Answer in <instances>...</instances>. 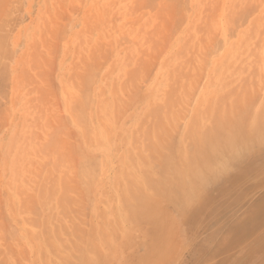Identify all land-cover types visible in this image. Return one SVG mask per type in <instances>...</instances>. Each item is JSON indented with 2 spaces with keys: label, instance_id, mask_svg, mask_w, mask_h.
Listing matches in <instances>:
<instances>
[{
  "label": "rangeland",
  "instance_id": "374dc122",
  "mask_svg": "<svg viewBox=\"0 0 264 264\" xmlns=\"http://www.w3.org/2000/svg\"><path fill=\"white\" fill-rule=\"evenodd\" d=\"M178 2L180 5L177 4ZM178 2L173 0H0V34L3 36L0 39V41L2 40L0 44L4 43V48L2 45L0 46L1 50L4 51H2L3 53H0V67L2 68H0V83L5 80V83H1V85L3 84L2 86L0 85V92L2 91V93H0V109L2 110H0V229H2V233L0 231V237L3 233L6 235L7 233H11L10 236L12 235L13 240L12 242L9 241L7 244V242H5L7 240L4 239L5 241L1 242L3 239L0 238V244L5 242V246L2 245L4 247L8 245L10 246L11 244V247L8 246L9 250L16 248L15 251L17 250L16 253L19 254L20 252L18 253V248H20L19 251L21 250L22 253L17 255L18 257H10V251L6 250V252H9L6 254L4 251L5 248L1 246L2 248L0 250H2V253L0 254V264L1 261L2 264H35V261L36 264H52L50 260L51 258L53 259L52 261L56 259V262L54 261L55 263L53 262V264H58L59 259L57 260V258H59L58 256L62 254L64 249L72 246L71 249H67L68 251L70 250L69 252L71 253V251L74 252L76 247L80 248V245H83L82 241H84L87 234L86 228L89 227L91 223L90 221L94 219L95 216L96 219H94L91 224H96L94 222L97 221L96 212L99 210L103 212L105 206H108L104 210L103 215H105V218H112L115 216V220L119 221L121 219V221L118 222L119 226L123 229V231L126 230L127 224H125L126 220L122 210L123 204H120L121 201L119 202L120 199H118L120 197H118L119 193L116 192V180H114V183L112 184L113 175L116 172V166H118L119 170L120 167H124L126 164V154H128L129 145H131V135L135 134L136 125L144 121L145 118H143V115L146 117V114L144 113H147L148 108L152 104L163 103L164 96L168 92H171V95L173 94L172 99L173 102H175L174 106L170 108V112H173L174 116H176V110L178 109L180 111H177V113L180 112V117L178 118V114L177 118H175L176 120H174L173 114H170L167 118L162 120V125L169 128V130L163 128L162 126L161 128L164 130L166 129L167 132H165L170 134L169 131L173 130L174 127L175 132L171 131V133L176 134H171L172 136H163L164 133L162 134L159 131L157 133L158 135L162 134L161 140H164L166 144L171 145L170 143H175L172 145L174 147L180 143V138L182 137L189 120L196 116L194 109L198 107L200 102L199 100L203 98V94L205 100L209 96H215L209 97V100H212V102H210L211 107L215 108V106L218 107V105H220H217V102L219 103L222 99H220L218 95L221 94L222 97V93L224 91V94L227 95V89L233 90L236 87V94L231 92L233 93L232 97L230 95H227L228 97L223 95V98H228H226L227 103L229 101H231V103L232 101L234 102L235 99H237L235 97L240 98L239 96L241 94V97L246 99V101L249 100L248 102H252H246L248 104L246 107L250 105L249 110H251V112L257 113L259 112V109L261 112V109L264 108V95H261L263 92H259L262 90L261 88H263L262 91H264V76H260V81L263 77L261 82H259V76H257L258 73L261 74L264 72V59H262L264 57V47H262L264 43V33L261 32V29L262 31L264 30V0H179ZM183 2H185V4ZM232 3L236 4L237 7L235 6V8ZM239 4L242 5L241 8L244 5L253 7L254 4V13L252 12V8L248 6L247 9L243 7L246 11L238 8L240 6ZM175 7L178 8L176 9ZM230 8H232L233 11L234 8H238V11H235L236 14L237 12H242L245 15L247 14L246 18L243 15L244 19L242 16V18H240L241 20H238L239 18L236 19L235 17H232V20H237L238 24L240 23L239 21H241V25L239 24V27L238 25H235L236 29H233V21L231 24L227 23L230 18L227 16ZM260 12L262 13L260 14ZM235 24H237V22ZM227 25L230 27V30H233L230 31L227 28ZM260 32L263 36H260L262 35ZM257 33H260L258 35L259 40L260 37H262L261 39L263 40L262 44H260L261 40L260 42L257 40L261 48L260 46L255 47L253 43H258L255 41L256 38H258ZM249 48L254 50V59L247 54L251 50ZM255 52H259L260 55L257 53V56L255 57ZM240 54H242V57ZM226 55H229L228 58L222 59ZM260 56L262 58H260ZM258 57L261 59H258L260 62L254 61L255 58ZM240 59H243V61ZM219 60H226L227 64L224 66H226L227 69H231V72L235 69L233 70L235 72L230 74L231 77H229V74H223L222 77L220 72H218V70L220 71V67L223 63H225V61L221 63L222 61L220 62ZM229 62L231 64H229ZM249 62L252 63L250 64ZM254 62H256V65H254ZM257 63L259 65H257ZM216 65H218L217 68L214 67ZM259 66L261 68H259V70L262 72L255 69H258ZM240 69L242 70L240 71ZM252 69L255 70V73L252 72ZM87 75H89L90 78ZM84 76L87 77L85 78ZM169 76H172L171 80ZM245 76L246 78L248 77L247 79L245 78V83L247 82L248 85H244L245 87H242L243 83L241 81H244V79H241V77L244 78ZM219 77L222 81L219 80ZM224 77H226L225 80ZM83 79H89V81L87 80L89 83L85 84L86 81ZM232 79L235 80H233L231 84L229 81H232ZM81 81L84 82L82 83ZM209 82L211 86H209ZM225 82H229L230 84L227 86ZM222 84L225 85L220 88ZM167 86H169L171 91H169V89L167 90ZM245 89H248L249 93H245ZM77 90L82 95L86 94V97L83 96L84 100L82 102H80L82 95L78 93ZM113 91L117 93V96H114L115 94H113ZM77 94H80L81 97L80 95L77 96ZM87 94L89 95L87 96ZM74 95L79 98L77 99ZM216 95L218 99H216ZM73 97L77 103H73L75 102L73 101ZM254 97H256V99ZM133 98L135 101L132 100ZM232 98L235 99L233 100ZM93 100L94 104L90 103L93 102ZM113 101H115V103ZM223 101L225 102V99H223ZM224 102L222 103L224 104ZM226 102L225 104H227ZM256 102H259L260 104ZM89 103L93 105V108H91ZM234 103L235 104L232 103L228 108L225 106H229L230 102L227 105L224 104V106L222 104L220 107H224L226 110H231L233 107L236 109L237 106L243 105V102L242 104L241 102L238 103V101ZM70 104H73L74 108L70 107ZM83 104L90 106V109L84 107L87 108V110H83L84 108H81ZM254 104H257V106ZM261 105H263V107H261ZM99 106H101V108ZM252 107H255V109L253 110ZM72 108L74 110H72ZM235 109L233 111H236ZM237 109L238 111L237 113L235 112V114H233L231 110L230 113L232 112V114L229 115V117L242 118L245 114V109L243 111L241 107H237ZM89 110L93 111L92 114ZM101 110L103 111L102 114ZM115 110L116 113H114ZM69 111H72V113ZM184 111L189 114H185V116L183 114ZM78 114L85 117L87 116V119L85 118L89 121H86L87 126H80V123L77 120V117L79 116ZM113 114L115 117H113ZM207 114L211 117L213 112L209 111ZM171 116L173 117L172 119ZM183 117L185 119H183ZM141 118L142 120H140ZM93 119L94 122H91L90 120ZM97 119L99 122L96 121ZM74 120L78 121L77 124L79 123L78 125L80 128L76 125V121ZM205 120L203 121V125H201L200 132H202L203 129L205 130V126H208V123L205 122ZM102 121H105V123ZM114 121L116 122L114 123ZM101 122L102 124H100ZM110 123L111 125H108ZM167 124L173 127L171 128V126L169 127ZM88 126L90 128H88ZM104 126L107 127L105 128ZM82 127L85 132L82 131L83 129L81 130ZM106 129H109L110 131L108 132ZM106 132L111 134L110 140L107 139L109 137L106 138ZM116 132L120 133L119 137L116 136L118 135ZM85 133L88 135V140L86 136H82V134L85 135ZM94 133L98 136L97 141L95 140L97 137ZM166 133L164 135H166ZM250 135H242L243 137L241 136V138H239V142H245L244 145H247L246 141H249ZM115 136L117 137L118 142ZM123 136L126 138L125 140L123 139ZM47 137H49V141L50 139L52 141L48 142L46 140ZM168 137H172L173 139L169 140L167 139ZM55 138H57V141H55ZM121 139L123 140L121 141ZM84 141L88 145L89 149L85 147ZM123 141H125L124 144ZM79 142L82 143V146L81 143L77 146L76 143ZM96 142L98 145L95 144ZM101 142L105 143L101 144ZM44 143L46 145H44ZM42 145H44V147ZM48 145H52L54 148L52 149L51 146L50 148H46L45 146ZM78 147L79 149L83 148L79 151ZM263 147L264 142H256L250 145L248 144L247 147L244 146V149L240 150L241 152H239V154L241 157L238 154L240 158L236 156L237 159H232V163L230 161L231 164L228 163L229 165H227V167L229 171L226 172V167L222 170L220 169L219 171L212 172V176L208 177L206 183L203 185L204 187H202V191L204 193L202 192L203 194L199 199L200 202H198V200L191 205V210L189 209V206V208L185 207L183 209L185 216H181L180 212L172 210V217L176 215L172 219L177 220L174 221V224L177 227V230L181 231H179V234H177L178 236H176L178 238L175 237L176 243L175 246H173L174 250L172 249V251H170L171 253L168 255L167 262L165 259V264H264ZM42 148L43 150L45 148L48 149L47 152L51 149L52 150L47 154L46 149L43 151ZM260 148H263V150H261L262 152L260 151ZM76 149H78L77 152ZM251 149L254 150L250 151ZM82 150H84V152ZM120 150L122 151L120 152ZM41 151L45 153L44 156L43 154L40 155ZM78 151L79 153L82 151L84 154L86 151L87 154L85 155L87 156L92 155V157H89V160L91 158V167L94 168V170L96 169L95 172L99 170V174L97 175L96 172L95 175L97 176L96 178H93L94 185H91L93 187L92 190L91 186H89L88 191L85 190L86 186L81 185L85 182L82 179H77L79 178V175L77 177L79 165L77 166L76 164H79V162L76 160L81 157ZM65 152H69V154L73 153V155L74 153L76 154L75 157L70 159H74L77 156L75 160L76 163L71 160V163L76 166L73 167V170L71 168L73 165L71 164L68 166L69 162L66 163V161H70V159L64 158L67 157L63 154ZM244 152L251 154L247 155L249 156L247 157V153L244 154ZM61 153L64 156H62ZM119 153L121 154L119 155ZM255 153H258L257 156ZM36 156H38V158ZM245 157L247 159H243ZM58 158V163H60V160L61 162H64L59 165L57 164L58 167L52 169L51 166L55 165L57 162L56 159ZM93 158L94 160L97 159V163L93 160ZM116 159L117 162H115ZM122 159L123 162L119 163ZM44 160H46L45 162L48 167L46 164L42 163ZM94 162L96 165H94ZM98 162L102 164L106 162L105 164L107 166L103 164L104 171L103 168H101L103 165L100 163L98 165ZM41 164L43 165L39 166ZM62 164L63 167H60ZM35 167H37L38 170L40 169L41 172H38ZM67 167L69 168L67 169ZM49 169L50 171H48ZM73 171H75L76 174ZM63 173H65L66 177H69H65L66 179H64L62 176ZM33 174H35V176ZM37 174L40 176V180L39 176L36 177ZM47 175L49 176L47 177L48 179L52 177L49 179V183L48 179L44 177ZM213 175L215 176V179ZM43 177L46 180L44 179V181H42ZM219 178L224 180L220 181ZM52 179H55V181L53 180L54 187L52 186L53 188L50 189L49 184L51 186L50 181H52ZM37 180L38 183H36ZM99 180H102V182ZM40 183L45 186L43 187L45 189V193L42 198L39 197L40 194L37 195V193H41L38 190ZM34 184H37L36 188H33V186H35ZM61 184H69L67 186L69 192H66V189L64 190V188L62 190L66 192L67 197L63 196V193H60V189L65 186H62ZM16 187H18L17 191ZM47 187L48 189H46ZM233 187L236 191L230 195H226L227 190L232 189ZM23 190L25 191L23 192ZM50 190L51 192L55 191L54 193H51ZM18 191V194L23 192L24 195L17 196L15 193ZM104 191L105 193H103ZM47 192H50L53 196L50 195L48 198ZM109 193L110 195L112 193V197H115L116 199L111 198ZM32 194L34 195V202H36V205L32 202ZM60 194L62 196H60ZM194 195H197L196 192L195 194L193 193V196ZM28 196L32 199V204L28 200ZM26 197L27 199H24ZM19 199H24L25 202L28 201V204H26L27 206H24L23 208L21 207V209L20 205L22 203ZM39 199L44 201L43 203L41 202L42 204H40V206ZM117 199L118 201H116ZM61 201H65L64 207L66 208V211L67 209L69 210V205H72L70 210L72 209L78 212L77 214L74 211L65 213V217L69 216L71 219L73 218L72 215L76 216V220L74 218L71 220L72 225L69 223L70 219L68 217V219L65 217L63 219V217L59 216V210L62 208L60 203ZM44 203L46 205H44ZM112 203L113 207H111ZM104 204L105 206L103 208L102 205ZM116 204L118 205L117 209ZM29 205L31 206L28 207ZM114 206L115 210L113 209ZM202 207H206L207 210H202ZM13 208L14 210H12V213L10 212V209ZM24 208L27 213H23V211H25ZM28 208L30 211H32V209L34 211L35 208L36 211H32L33 214H30ZM39 208H41V210ZM110 208L114 210L113 211L111 209L112 213H109L111 212ZM186 208L189 209L188 212ZM43 209L44 213L40 212ZM118 210L120 211V214L118 213ZM35 212H37L36 215ZM113 212H117V216L114 215ZM52 213L54 214L52 215ZM14 216L16 217L15 221L19 220L22 227L20 223L19 225L17 224V227L14 225L17 223L13 222L14 219L12 217ZM91 217L92 219L88 220ZM51 218L52 222L50 221ZM28 219H32L31 221H33V224L29 223L30 220ZM22 220H25L26 224H29L25 225ZM43 220H46L47 225L43 224L44 222L41 224ZM60 220L62 221V224L60 225L64 226L63 228H59V223H56V221L61 222ZM87 221L90 222L89 225L87 224ZM34 222L40 224L39 228ZM73 222H75L74 224L78 222L77 224L80 226L77 228L82 231V233H80L85 237H82L80 233L78 234L76 231L77 234L80 235V238H78L77 235H75L76 232H74L73 235L75 236H73V241L70 240L72 239V234L70 233L69 236L66 234H68L70 232L69 230L73 228ZM49 223H52L54 227L53 231L55 230L54 232L52 231L53 227ZM2 224L3 226H1ZM6 224L7 227L9 225L13 227L10 226V228L6 231L2 228L5 227ZM32 225L34 228H30ZM43 225H46L44 226L45 228ZM55 226H57V233L59 234L55 233ZM7 227H5V229H7ZM42 227L45 230H47L46 228H49V232L47 231L49 233H47L49 235H47L48 237H45L46 233H41L44 232L41 229ZM26 228L31 229V231L28 232L29 229L25 230ZM77 228L75 230H77ZM61 229H66L62 231H66L64 235L68 236L69 239H67L68 237H65L64 235L62 236L63 232L61 233ZM32 230H36V232L34 233ZM13 233L15 236H13ZM7 236L9 239V235ZM22 236H25L24 239ZM14 237L20 241V245L16 241L17 239L14 240ZM38 237H40V241ZM43 237L44 239H42ZM54 237L58 239L56 240ZM59 237L61 239L63 238L62 240H64V242L60 241ZM75 237L78 238L77 241ZM49 240L56 246H54L55 248ZM74 240L81 244H74ZM44 241L45 244L48 242L50 244L45 245ZM59 242H62L63 244L60 245L61 243ZM30 243L33 244L30 245ZM12 244L15 247H13ZM34 244L38 249L35 251L36 253L34 252ZM39 244L44 248H42ZM117 244L119 243H116V246L114 245V248L112 247L111 249V253L115 258H112V261H109L107 264H135L137 261L135 263L134 261L138 260L139 257L137 256L138 254L140 255L141 252V245L138 244V246H134L132 244L130 245L131 247L129 246V248L126 249L121 246V244ZM51 245L53 247H51L52 250L50 249ZM53 249L54 251L55 249H59L61 251L60 253L58 250L60 255H56V253L53 254ZM32 250L35 255L32 253ZM50 250L51 252H49ZM66 252L67 251L63 252L62 258L63 256L67 257L68 252ZM24 253L27 255L29 254V259H23ZM50 253L52 254L50 255ZM2 254L5 257H3ZM15 254L11 252L12 256H15ZM32 255H34V258ZM43 255H45V257ZM53 255L56 256L54 257ZM28 256H26V258H28ZM40 256L43 257L42 260H40ZM73 256L74 255L71 256L70 254V256H68V261L67 259L64 261L60 258L61 262L59 260V264H64L65 262H67L66 264H74L76 260L74 259V262L73 258L75 256ZM30 257H32L35 261H33ZM46 257L47 260L50 258L48 263L46 260V262L44 261ZM3 258L4 260L6 259V261L1 260ZM71 259L73 261H71ZM3 261L5 263H3ZM128 261H132V263Z\"/></svg>",
  "mask_w": 264,
  "mask_h": 264
},
{
  "label": "bare ground",
  "instance_id": "6f19581e",
  "mask_svg": "<svg viewBox=\"0 0 264 264\" xmlns=\"http://www.w3.org/2000/svg\"><path fill=\"white\" fill-rule=\"evenodd\" d=\"M173 1H175V2H178V1H176V0H173ZM182 1V0H181ZM221 1V0H220ZM229 1V0H228ZM225 2V1H224ZM240 2V1H239ZM184 4H185V2H183ZM227 3V2H226ZM236 3V2H235ZM249 4H251L250 2H248ZM247 3V4H248ZM253 3H255V2H253ZM173 4V3H172ZM177 4H179V2L177 3ZM229 4H231V3H229ZM232 4H234V3H232ZM180 5V4H179ZM240 6L238 7V8H240V9H244V8H246L247 9V6L248 5H244L242 8H241V4H239ZM177 6V5H176ZM236 6V4H234V7ZM173 7V6H172ZM178 7H180V6H178ZM177 7V8H178ZM237 7V6H236ZM235 7V8H236ZM248 7H250V6H248ZM254 7V8H253ZM253 7H250V8H252V12L254 13V10H255V6H254V4H253ZM176 8V7H175ZM174 8V9H175ZM176 8V9H177ZM234 8V11H233V9L232 8H230L229 10H228V15L227 16H229L230 18L228 19V21H227V23L228 24H231V22L233 21L234 22V26H233V29L235 28V25L237 26L238 25V27H239V24L241 23V21H239L240 23L238 24V21L237 20H235L234 21V19L232 20V17L234 18H239L238 20H241L240 18H242V16L244 15L245 16V18H246V15L244 14V13H242V12H240V13H238L237 12V14H238V16H237V14L235 13V11L237 10L238 11V8L237 9H235ZM174 9H172V10H174ZM246 9H244L243 11H246ZM262 9V8H261ZM182 10H184V9H182ZM230 10H232V11H230ZM179 11V10H178ZM224 11V10H223ZM232 12V13H230V12ZM186 12H187V10H186ZM221 12H222V10H221ZM234 12V13H233ZM251 12V13H252ZM262 12H260V14H261ZM178 14H180V13H178ZM221 14V13H220ZM220 14H219V16H220ZM226 14V13H225ZM232 16H231V15ZM259 14V13H258ZM239 15H241V16H239ZM249 15V14H248ZM184 16V15H183ZM218 16V17H219ZM222 16V15H221ZM225 16V15H224ZM244 16H243V19H244ZM182 17V16H181ZM256 17V16H255ZM261 18V17H260ZM220 19V18H219ZM222 20V19H221ZM251 21V20H250ZM237 22V24H235ZM215 24V23H214ZM264 24V23H263ZM232 25H233V23H232ZM241 25V24H240ZM253 25V24H252ZM215 26H216V24H215ZM231 26V25H230ZM250 26V25H249ZM210 27V26H209ZM226 27V26H225ZM232 27V26H231ZM257 27V26H256ZM255 27V28H256ZM227 28L229 29L230 27H228V25H227ZM254 28V29H255ZM233 29H231V30H233ZM236 29V28H235ZM238 29V28H237ZM253 29V30H254ZM226 30V29H225ZM230 30V29H229ZM230 30V31H231ZM256 30V29H255ZM260 31V30H259ZM264 31V30H263ZM262 31V29H261V32L262 33H264ZM255 32V31H254ZM258 32V31H257ZM260 32V33H261ZM250 33V32H249ZM248 33V34H249ZM259 33V34H260ZM261 33V34H262ZM241 34V33H240ZM251 34H252V32H251ZM250 34V35H251ZM258 33H257V37L258 38H256V40L255 41H259L260 42V40H261V42H260V44H262V37H260V40H259V35ZM1 36H0V39H1V37H3L2 36V34H0ZM260 36H263V34L262 35H260ZM233 37V36H232ZM263 38H264V36H263ZM226 39V38H225ZM218 40V39H217ZM2 41V40H1ZM0 41V42H1ZM220 41V40H219ZM257 41V42H258ZM3 42H4V38H3ZM2 42V43H3ZM225 42V41H224ZM259 42L256 44V42H253L254 43V46L255 47H259L260 45H259ZM245 43V42H244ZM213 44V43H212ZM236 44V43H235ZM234 44V45H235ZM2 45V47L4 48V43L3 44H0V46ZM257 45V46H256ZM232 46H233V44H232ZM241 46V45H240ZM262 47H264V43H263V45H262ZM234 48V47H233ZM260 48H261V46H260ZM231 49H232V47H231ZM249 49H251V48H249ZM264 49V48H263ZM234 50H235V48H234ZM244 50V49H243ZM251 50H252V52H251ZM250 50V52L249 53H252V54H249V53H247L248 55H250L253 59H254V57H253V53H254V50L253 49H251ZM3 50H1V48H0V53L2 52ZM4 52V51H3ZM2 52V53H3ZM229 52V51H228ZM263 52V51H262ZM6 53V52H5ZM257 53H259V52H255V54H254V56L256 57L257 56ZM264 53V52H263ZM227 54H229V53H227ZM232 54H233V52H232ZM231 54V55H232ZM246 54V55H247ZM5 55V54H4ZM237 55V54H236ZM241 55V57H242V54H240ZM247 55V56H248ZM259 55H260V53H259ZM258 55V56H259ZM7 56V55H6ZM5 56V57H6ZM229 56V55H228ZM228 56L226 55V56H224L223 58L222 57H220V58H222V59H227L228 58ZM233 56H235V55H233ZM238 57V56H237ZM209 58V57H208ZM236 58V57H235ZM246 58V57H245ZM260 58H262L261 56H260ZM259 57L258 58H255V60L254 61H259L260 62V59ZM231 59V58H230ZM244 59V58H243ZM243 59H240V60H242L243 61ZM258 59H260V60H258ZM262 59H264V57L262 58ZM240 60H238V61H240ZM252 60V59H251ZM220 61V60H219ZM222 61V60H221ZM220 61V62H221ZM225 61V63H223ZM253 61V60H252ZM264 61V60H263ZM228 62V61H227ZM1 63V62H0ZM221 63H223V65L220 67V71L218 70V72H220V74L222 75V77H223V74H229V77H231V75L230 74H233L232 72H235V71H233V70H235V69H233L232 70V72H231V69H227L226 68V66H224L225 64H227L226 63V60H223ZM221 63H219V64H221ZM233 63V62H232ZM241 63H243V62H241ZM250 64L252 63V62H249ZM256 62H254V65H256L255 64ZM229 64H231L230 62H229ZM260 64H262V63H260ZM257 65H259L258 63H257ZM264 65V64H263ZM217 66L218 65H216V66H214L215 68H217ZM246 67H247V65H246ZM263 67V66H262ZM1 68V67H0ZM214 68V69H215ZM235 68H237V67H235ZM259 68H260V66L258 67V69L257 68H255L257 71H259V72H262V71H260L259 70ZM2 69V68H1ZM4 69V68H3ZM7 69H8V67H7ZM238 69V68H237ZM261 69V68H260ZM242 69H240V71H241ZM253 70V69H252ZM251 70V71H252ZM264 70V69H263ZM6 71V70H5ZM5 71H4V73H5ZM8 71V70H7ZM136 71V70H135ZM257 71H256V73H257ZM91 72V71H90ZM245 72V71H244ZM252 72H254L255 73V70H253ZM3 73V74H4ZM88 73V72H87ZM243 73V72H242ZM126 74V73H125ZM259 74V73H258ZM257 74V76H259V82H261L262 80H263V77L261 78L262 80L260 81V76H264V72H262L261 74H259L258 75ZM220 75V76H221ZM87 76H89V75H87ZM86 76V77H87ZM248 76V75H247ZM253 76V75H252ZM85 77V76H84ZM85 77V78H86ZM170 77V76H169ZM168 77V78H169ZM89 78H90V76H89ZM171 78H172V76L170 77V80H171ZM213 78V77H212ZM215 78V77H214ZM246 76L244 77V78H242L241 77V79H244V81H241V80H239V81H241L243 84V86L242 87H245L244 85H248V83L246 82L245 83V80L248 78H246ZM258 78V77H257ZM174 79H176V78H174ZM173 79V80H174ZM226 79V77H224V80ZM84 81H86L85 82V84L87 83H89V82H87V80L89 81V79H87V80H85V79H83ZM213 80V79H212ZM219 80H221V78L219 77ZM218 80V81H219ZM233 80H235V79H232V81L230 80L229 82H231V84H232V82H233ZM84 81H81L82 83L84 82ZM91 81V80H90ZM130 81V80H129ZM209 81H211V80H209ZM214 81V80H213ZM218 81H217V83H218ZM222 81V80H221ZM220 81V82H221ZM238 81V82H239ZM226 83L225 82V84H227V86H228V84H230V83ZM1 83H5V80L4 81H2ZM1 83H0V85H1ZM215 83V82H214ZM213 83V84H214ZM245 83V84H244ZM2 84V85H3ZM85 84H83V85H85ZM209 84H210V82H209ZM224 84V85H225ZM238 84V83H237ZM1 85V86H2ZM223 84H222V86L220 87V88H222L223 86H224ZM250 85V84H249ZM264 85V84H263ZM115 86V85H114ZM209 86H211V84L209 85ZM4 87V86H3ZM183 87V86H182ZM83 88V87H82ZM87 88V87H86ZM85 88V89H86ZM231 88V87H230ZM115 89V88H114ZM166 89V88H165ZM169 89V91H171V89L169 88V86H167V90ZM262 90H263V88H261ZM261 89H259V90H261ZM2 90V89H1ZM88 90V89H87ZM111 90V89H110ZM157 90V89H156ZM235 90H236V87H235V89H233V90H230V89H227L226 90V92L228 93L227 95L229 96H231L232 97V95H233V93H231V92H234V94H236V92H235ZM259 91V92H263V94H261V95H264V91ZM78 91V90H77ZM86 91V90H85ZM115 91V90H114ZM113 91V92H114ZM162 91V90H161ZM174 91V90H173ZM247 91V92H246ZM87 92V91H86ZM85 92V93H86ZM113 92H111V93H113ZM156 92V91H155ZM163 92H165V91H163ZM205 92V91H204ZM225 92V91H224ZM224 92L222 93V97H221V94H219L218 95V97H220V101H221V103H220V101H219V103L217 102V105L218 104H220V105H222L223 103L222 102H224L223 101V99H225V102H226V98L228 97L226 94H224ZM0 93H2V91L0 92ZM78 93H80L79 91H78ZM167 93V92H166ZM165 93V94H166ZM183 93V92H182ZM245 93H249L248 92V89H245ZM251 93V92H250ZM70 94V93H69ZM73 94H75V93H73ZM73 94H71V95H73ZM81 94V93H80ZM79 94V95H80ZM93 94V93H92ZM113 94H115L114 96H117V93L116 92H114ZM214 94V93H213ZM216 94V93H215ZM256 94H258V93H256ZM1 95V94H0ZM78 94H77V96H79ZM82 95V94H81ZM81 95H80V97H81ZM86 94H83L82 95V99H81V101L80 102H82L83 100H84V98H83V96L84 97H86L85 96ZM89 94H87V96H88ZM121 95H122V92H121ZM132 95V94H131ZM164 95V94H163ZM171 92L169 93H167L165 96H164V101H163V103H161V104H152L149 108H148V110H147V113H144V114H146V117H144V115H143V118H145L144 119V121H142V122H140L138 125H136V129H135V134H132L131 135V142H130V144L131 145H129V150H128V154H126L127 155V157L125 158V159H127V161H126V164H125V166L124 167H120V169L118 170V166H116L117 167V169H115V173H114V175H113V182H112V184L114 183V180H116V182H115V187H116V192H118L119 193V195H118V197H120V198H118V199H120L119 200V202H120V204H123V206H122V210H123V212H124V216H125V220H126V223L125 224H127L126 225V230L125 231H123V229L119 226V223L118 222H120L121 221V219L119 220V221H117V220H115V218L114 217H112V218H105V215H103L104 214V210L106 209V207H108V206H105V204L104 205H102L103 206V208H104V206H105V208L103 209V212L102 211H98V212H96V214H97V221H94L96 224L95 225H92L91 223H92V221L94 220V219H96V216H95V218L94 219H92V217L90 218V219H88V220H91L90 222H86L88 225H89V223H90V225H89V227H87L86 229L88 230V228H89V230L87 231L86 230V237L82 234L81 235V233H82V231H80L77 227L78 226H80L79 224H74L75 222H73V224L74 225H76V226H72L73 228L74 227H76L77 228V230H75L76 228H71V230H69L70 232L68 233V234H66V235H70V233L72 234V239H70L71 241H73V236H75V235H77V237L78 238H80V235L82 236V237H85V239H84V241H82V243H83V245L81 244V243H79V242H76L77 240H78V238L77 237H75L76 238V241L74 240V244L75 243H77V244H81L80 245V248H78V247H76L75 249H74V252H72L71 251V253L67 250V249H71V247L72 246H70L69 248H66V249H64V251H67L68 252V254L70 253L71 254V256L72 255H74L72 258H73V260L75 259L76 260V262H75V260H74V264H107L109 261H112V258H115L113 255H112V253H111V249H112V247L116 244V243H119V244H121V246H123L124 248H129V246L130 245H132L134 242V246H138V244H140L141 246H140V249H141V252H140V255L138 254V256L137 257H139L138 258V260H135L134 261V263L135 264H165V259H166V262H167V259H168V255L171 253L170 251H172V249H173V246H175V237L176 236H178L177 234H179V231H181V230H177V227L175 226V224H174V221H177L176 219L175 220H173L172 218L173 217H175V216H173L172 217V215H171V213L174 211V210H176V211H178V212H180V215L181 216H185L184 215V208L185 207H190L191 205H193L195 202H197L199 199H200V197H201V195L204 193L203 191H202V187H204L203 185L206 183V181H207V179H208V177L209 176H212V172H216V171H219L220 169L222 170V169H224V168H226L227 167V165H229L228 163H230V161L232 160V159H237V157H239L240 156V154H239V152H241L240 150L241 149H244L243 147L244 146H246L247 147V145L249 144H254V143H256V142H264V108L263 109H261V112H260V109H259V112H257V113H253V112H251V110H249L250 108V105L249 106H247L246 107V105H248L247 103H252L251 101L250 102H248L249 100H247L246 101V99H244L243 97H241L242 95L240 94V98H242V99H240V98H238V97H235V98H237V99H235V101L234 102H237L238 101V103L239 102H241V104H242V102H243V105H241V106H237L238 108L239 107H241V109H242V111L245 109V111H244V115H243V117L242 118H233V117H229V115H231L232 114V112H233V114H235V112L237 113V111H238V109H237V107H236V109H235V107H233V108H231V110H232V112L230 113V111L231 110H226V109H224V107H220V105H218V107L217 106H215V108H213V107H211V103L210 102H212V100H209V97H215L214 95L213 96H209L206 100L204 99V94H203V98H201V100H199L200 102H199V105H198V107H194L195 109H194V111H195V117L192 119H190V120H192V121H190L189 120V123L186 125V129H185V131H184V133H183V135H182V137L180 138V143L179 144H181V145H179V144H177V146L176 147H174V146H172V145H174L175 143H170L171 145H168V144H166L165 142H164V140H161V136H162V134L164 133H166L167 131H166V129H168L169 130V128H166L164 125H162V120L164 119V118H167L170 114L172 115L173 114V112L171 113L170 112V108H172L173 106H174V104H175V102H173V94L171 95ZM223 95H225V96H227L226 98H223ZM260 95V96H261ZM77 96H75L74 95V97H76L77 98ZM99 96V95H98ZM110 96H111V94H110ZM113 96V95H112ZM188 96V95H187ZM257 96V95H256ZM73 97V98H74ZM132 97V96H131ZM185 97V96H184ZM207 97V96H206ZM218 97H217V95H216V99H218ZM234 97V96H233ZM249 97H250V95H249ZM79 98V97H78ZM77 98V99H78ZM255 99H256V97H254ZM258 98V97H257ZM86 99V98H85ZM87 99H88V97H87ZM199 99V98H198ZM213 99V98H212ZM215 99V100H216ZM228 99V98H227ZM233 99V98H232ZM233 99V100H234ZM132 100H134V98L132 99ZM209 100V101H208ZM237 100V101H236ZM239 100H242V101H239ZM244 100V101H243ZM252 100V99H251ZM73 101H75V102H73V103H77L76 102V100H75V98H74V100ZM79 101V100H78ZM135 101V100H134ZM258 101H259V99H258ZM114 103H115V101H113ZM118 102V101H117ZM133 102V101H132ZM225 102H224V104H225ZM230 102V105L229 106H225L226 108H228V107H230L231 106V104L233 103V104H235L233 101H232V103H231V101H229ZM228 102V103H229ZM247 102V103H246ZM254 102V101H253ZM40 103V102H39ZM72 103V102H71ZM79 103V102H78ZM86 103H88V102H86ZM90 103H93L94 104V100H93V102H90ZM89 103V105L91 106V108H93L92 106V104H90ZM96 103H97V101H96ZM100 103V102H99ZM227 103V102H226ZM227 103V104H228ZM246 103V104H245ZM256 103H259V102H256ZM224 104H223V106H224ZM227 104H225V105H227ZM260 104V103H259ZM88 105V104H87ZM103 105H105V104H103ZM113 105V104H112ZM112 105H111V107H112ZM150 105V104H149ZM254 105H256L257 106V104H254ZM70 107H73L74 108V105L72 104H70L69 105ZM90 106H86V105H82L81 106V108H84V107H87V108H89ZM130 106V105H129ZM128 106V107H129ZM244 108H243V107ZM253 106V105H252ZM255 106V107H256ZM69 107V108H70ZM100 108H101V106H99ZM109 107V106H108ZM255 107L253 108V110L255 109ZM261 107H263V105H261ZM260 107V108H261ZM72 108V110H74ZM87 108H84L83 110H87ZM187 108V107H186ZM257 108V107H256ZM71 109V108H70ZM69 109V110H70ZM76 109V108H75ZM90 109V108H89ZM118 109V108H117ZM236 110V111H233V110ZM1 110V109H0ZM102 110H104V109H102ZM101 110V114L103 113V111ZM107 110V109H106ZM119 110V109H118ZM189 110V109H188ZM188 110H186V111H188ZM263 110V111H262ZM2 111V110H1ZM89 111H91V110H89ZM99 111H100V109H99ZM113 111V110H112ZM177 111H180V110H176V116H174V114H173V117L171 116V119L173 118L174 120H176L175 118H177V116H178V114H179V116H178V118L180 117V112L179 113H177ZM186 111H184L183 112V114L185 115H188L189 113L187 112L186 113ZM193 111V112H194ZM209 111H211V112H213V115L210 117L209 116V114H211V113H209V114H207V112H209ZM240 111V110H239ZM70 113H72V111H69ZM92 112L93 111H91L90 113L92 114ZM105 112V111H104ZM111 112V111H110ZM189 112H191V111H189ZM192 112V113H193ZM255 112V111H254ZM1 113V112H0ZM69 113V114H70ZM96 113V112H95ZM114 113H116V110H115V112ZM230 113V114H229ZM107 114V113H106ZM105 114V115H106ZM109 114V113H108ZM118 114V113H117ZM116 114V115H117ZM182 114V115H183ZM75 115V114H74ZM79 116L77 117V120L79 121V123H80V126H83V127H85V125L87 124L86 123V121L87 122H89L88 120H86L87 118V116L85 117V116H83V115H81V114H78ZM86 115V114H85ZM104 115V114H103ZM181 115V116H182ZM185 115V116H186ZM193 115H194V113H193ZM72 116V115H71ZM76 116V115H75ZM109 116V115H108ZM111 116V115H110ZM73 117V116H72ZM99 117H102V116H99ZM106 117V116H105ZM113 117H115L114 116V114H113ZM86 118V119H85ZM92 118H93V116H92ZM104 118V117H103ZM103 118H101V119H103ZM112 119H114V118H112ZM183 119H185L184 117H183ZM206 119V120H205ZM140 120H142V118L140 119ZM174 120H173V122H174ZM178 120V119H177ZM205 120V122H207L208 123V126L206 127H204L205 128V130L203 129L202 130V132H200V129H201V125H203V121ZM36 121V120H35ZM72 121H73V118H72ZM74 121H76V120H74ZM78 121H76V125H78L77 124V122ZM91 122L93 121L94 122V119L93 120H90ZM96 121H98L99 122V120L97 119ZM102 122H104L105 123V121H102ZM102 122L100 123V124H102ZM116 121H114V123H115ZM191 122V123H190ZM175 123V122H174ZM100 124H99V126H100ZM172 124V123H171ZM89 125V124H88ZM93 125H94V123H93ZM104 125V124H103ZM108 125H111V123L110 124H108ZM107 125V126H108ZM166 125V124H165ZM168 125V124H167ZM87 126V125H86ZM107 126H104L105 128L107 127ZM147 126H148V128H147ZM161 126L163 127V128H166L165 130L163 129V128H161ZM169 126V125H168ZM171 126V125H170ZM169 126V127H170ZM78 127H79V125H78ZM81 128V130L82 131H84L85 132V130H84V128ZM173 126H171V128H172ZM62 128V127H61ZM80 128V127H79ZM88 128H90L89 126H88ZM92 128V127H91ZM109 128V127H108ZM115 128V127H114ZM58 129V128H57ZM60 129V128H59ZM65 129V128H64ZM110 129V128H109ZM107 130L106 129V131H110V130ZM62 130V129H61ZM164 130V131H163ZM60 131V130H59ZM58 131V132H59ZM95 131V130H94ZM134 131V130H133ZM133 131H132V133H133ZM160 132V133H162L161 135L159 134L158 135V133L157 132ZM161 131H163V132H161ZM166 131V132H165ZM171 131L172 132H175V130H174V127H173V130H170L169 131V133L170 134H167L166 133V135H164L163 134V136H167V135H170V136H172V135H175V134H173V133H171ZM204 131V132H203ZM61 132V131H60ZM64 132V131H63ZM84 132H82V133H84ZM118 135H116L117 137H119V134L120 133H118V132H116ZM125 133H126V131H125ZM103 134V133H102ZM106 134V138L107 137H109V138H107L108 140H110V133H105ZM127 134V133H126ZM172 134V135H171ZM250 134H252V135H250ZM32 135H33V133H32ZM70 135V134H69ZM94 135L96 136V133H94ZM242 135H246V136H249L250 135V138H249V141H246L247 142V145H244L245 144V142H242V143H240L239 142V138H241V136ZM82 136L84 137V136H86V138L88 137V135H86V133H85V135L84 134H82ZM115 136V138H116V140H117V137ZM32 137V136H31ZM97 138H95V140L97 141V139H98V136H96ZM124 137V136H123ZM174 137V136H173ZM177 137H178V135H177ZM243 137V136H242ZM252 137V138H251ZM49 137H47L46 138V140L48 141V142H51L52 140L50 139V141H49V139H48ZM122 138V137H121ZM171 138V139H170ZM30 139V138H29ZM56 139V140H55ZM54 140L55 141H57V138H55ZM80 139V138H79ZM92 139V138H91ZM91 139H89V140H91ZM106 139V140H107ZM112 139V138H111ZM119 139V138H118ZM124 140L126 139L125 137L123 138ZM123 139H121V141L123 140ZM167 139H169V140H172L173 138L172 137H168ZM33 140V139H32ZM31 140V141H32ZM45 140V141H46ZM78 140V139H77ZM81 140V139H80ZM79 140V141H80ZM87 140H88V138H87ZM160 140H161V142H160ZM179 140V139H178ZM75 141V140H74ZM44 142V141H43ZM82 142V141H81ZM81 142H79V143H76L77 144V146H79L80 145V143ZM115 142V141H114ZM117 142H118V140H117ZM124 142L125 141H123V144H124ZM249 142V143H248ZM46 143V142H45ZM44 143V145H46ZM105 143V142H104ZM103 142H101V144H104ZM108 143H109V141H108ZM58 144V143H57ZM96 145H98L97 144V142L95 143ZM115 144H116V142H115ZM123 144H122V146H123ZM35 145H36V142H35ZM39 145H41V144H39ZM44 145H42L43 147H44ZM53 145V144H52ZM52 145H50L51 147H52V149L54 148ZM84 145H85V147H87V149H89L88 148V145L86 144V142L84 141ZM107 145H109V144H107ZM106 145V146H107ZM117 145V144H116ZM50 146L48 145V146H45L46 148L47 147H49L50 148ZM81 146H82V143H81ZM262 146V145H261ZM84 147V148H85ZM255 147V146H254ZM45 148V149H46ZM76 148V147H75ZM83 148V147H82ZM81 148V149H82ZM264 148V147H263ZM263 148L261 149L260 148V151L261 150H263ZM44 149V150H45ZM51 149V150H52ZM63 149V148H62ZM78 149H79V147H78ZM78 149H76V152H77V150ZM81 149H79V151L81 150ZM86 149V148H85ZM38 150V149H37ZM42 150H43V148H42ZM43 150V151H44ZM51 150L49 151V152H51ZM55 150H56V147H55ZM54 150V151H55ZM126 150V151H127ZM254 149H251L250 151H253ZM256 150V149H255ZM35 151V150H34ZM39 151V150H38ZM48 151V149H46V153L48 154L49 152H47ZM64 151V150H63ZM79 151H78V153H79ZM83 152H84V150H82ZM81 151V152H82ZM122 150H120V152H121ZM242 151H244V150H242ZM21 152V151H20ZM81 152L79 153L80 155H81V157L79 158V159H77L76 160V158H77V156H76V158H74V159H70V158H73V157H75V153H74V155H73V153L72 154H69V152H65V153H63V154H65V156H67V157H64V158H69L70 159V161H66V163L67 162H69L68 164V166H70L72 163H71V160H73L72 162H74V163H76L75 162V160L77 161V162H79V164H76L77 166H78V174H77V177H78V175H79V178H77V179H82L85 183L84 184H81V185H85L86 186V189L85 190H87L88 191V188H89V186H91V185H94L93 183V178L95 177L96 178V176L99 174V170L98 171H96L97 172V175H95V170H94V168H92L91 166V163H90V160H91V158H90V160H89V157H92V155L91 156H87V155H85V154H87V152L85 151V154L82 152V154H81ZM88 152H90V151H88ZM248 152V151H247ZM247 152H244V154H246ZM255 152V151H254ZM262 152V151H261ZM17 153V152H16ZM19 153V152H18ZM36 153V152H35ZM105 153V152H104ZM127 153V152H126ZM41 154H43V156H44V154L45 153H43L42 151L40 152V155ZM53 154V153H52ZM62 153H61V155L62 156H64ZM68 154V155H67ZM121 153H119V155H120ZM238 154H239V156H238ZM249 154H251V153H247L246 154V156L247 155H249ZM256 154V156H257V154L258 153H255ZM261 154V153H260ZM19 155V154H18ZM36 155V154H35ZM54 155V154H53ZM124 155V154H123ZM254 155V154H253ZM56 156V155H55ZM62 156H60V157H62ZM70 156V157H69ZM237 156V157H236ZM242 156H245V155H242ZM255 156V157H256ZM37 158H38V156H36ZM88 157V158H87ZM98 157V156H97ZM102 157V156H101ZM120 157H122V156H120ZM241 157V156H240ZM239 157V158H240ZM247 157H249V156H247ZM63 158V159H64ZM114 158V157H113ZM7 159H8V157H7ZM243 159H247L246 157L245 158H243ZM59 161V158L58 159H56V161ZM93 160H94V158H93ZM92 160V161H93ZM241 160V159H240ZM257 160V159H256ZM46 160H44L42 163L43 164H46V162H45ZM55 161V162H56ZM58 161L55 163V167L54 166H51L52 167V169L54 168H57L58 167V165L59 164H61V163H63L64 161H62L61 162V160H60V163H58ZM95 162L97 161V159L96 160H94ZM115 161V160H114ZM118 161H120V160H118ZM237 161H239V160H237ZM236 161V162H237ZM6 162V161H5ZM94 162V165H96V163ZM101 162V161H100ZM100 162H98V165H99V163ZM102 162H103V160H102ZM115 162H117V159H116V161ZM121 162H123V159H122V161H120L119 163H121ZM240 162V161H239ZM238 162V163H239ZM252 162V161H251ZM22 163V162H21ZM54 163V162H53ZM106 163V162H105ZM105 163H103V164H105ZM231 163H232V161H231ZM230 163V164H231ZM235 163V162H234ZM5 164H7V163H5ZM4 164V165H5ZM43 164H41V165H39V166H42ZM48 164H49V162H48ZM58 164V165H57ZM93 164V163H92ZM101 165H103L102 163H100ZM109 164H110V162H109ZM25 165V164H24ZM32 165V164H31ZM38 165V164H37ZM47 165V164H46ZM51 165V164H50ZM57 165V166H56ZM73 165V164H72ZM97 165V166H98ZM106 165V164H105ZM122 165V164H121ZM7 166V165H6ZM67 166V165H66ZM96 166V167H97ZM107 166V165H106ZM123 166V165H122ZM47 167H48V165H47ZM60 167H63V164L60 166ZM73 167H76L75 166V164L71 167L72 168V170H73ZM113 167V166H112ZM6 168V167H5ZM36 169H37V167H35ZM66 168V167H65ZM69 167H67V169H68ZM92 168V169H91ZM101 168H103V171H104V165L103 166H101ZM24 169V168H23ZM107 169V168H106ZM111 169V168H110ZM113 169V168H112ZM16 170V169H15ZM38 170V169H37ZM70 170V169H69ZM118 170V171H117ZM24 171H25V169H24ZM28 171V170H27ZM36 171V170H35ZM46 171H47V169H46ZM48 171H50V169L48 170ZM106 171V170H105ZM227 171H229L228 170V167H227V169H226V172ZM260 171V170H259ZM259 171H257V172H259ZM38 172H41V170L39 169L38 170ZM74 173H75V171H73ZM256 172V173H257ZM37 173V172H36ZM71 173V172H70ZM107 173V172H106ZM264 173V172H263ZM31 174H32V172H31ZM76 174V173H75ZM74 174V175H75ZM104 174V173H103ZM102 174V175H103ZM222 174V173H221ZM226 174V173H225ZM224 174V175H225ZM229 174V173H228ZM231 174V173H230ZM34 176H35V174H33ZM49 175V174H48ZM44 176L46 179H48L47 177H49V176ZM71 175H73V174H71ZM116 175V176H115ZM215 175H217V174H215ZM39 175L37 174V176L36 177H38ZM63 177H64V179H66V178H68V177H66V175H65V173H63V175H62ZM214 176V175H213ZM219 176V175H218ZM223 176V175H222ZM226 176V175H225ZM43 177V180L42 181H44V178ZM62 177V178H63ZM66 177V178H65ZM74 177H76V176H74ZM50 178H52V177H50ZM49 178V179H50ZM54 178H55V176H54ZM103 178V177H102ZM101 178V179H102ZM115 178V179H114ZM217 178V177H216ZM220 178H221V176H220ZM219 178V179H220ZM250 178V177H249ZM248 178V179H249ZM260 178V177H259ZM45 179V180H46ZM49 179H48V183H49ZM73 179V178H72ZM71 179V180H72ZM76 179V180H77ZM214 179H215V176H214ZM247 179V178H246ZM39 180H40V176H39ZM55 181V179H52V181H50V183H51V186H50V184H49V188L50 189H52L54 186H53V182ZM97 180V179H96ZM217 180V179H216ZM222 180H224V179H222ZM221 179H220V181H222ZM100 181V180H99ZM104 181V180H103ZM218 181V180H217ZM41 182V181H40ZM76 182V181H75ZM97 182H98V180H97ZM100 182H102V180L100 181ZM35 183V182H34ZM36 183H38V180H37V182ZM47 183V184H48ZM77 183V182H76ZM96 183V182H95ZM42 183H40V187L38 186V190L41 192V193H37V195L38 194H40L39 195V197H44V193H45V189L43 188V187H45V186H43V185H41ZM98 184V183H97ZM97 184H95V185H97ZM35 186H33V188H36V185L37 184H34ZM56 185V184H55ZM62 185V184H61ZM63 185H65L64 187H62V189H60V193L63 195V196H66L67 197V195H66V192L68 191V185L69 184H63ZM62 185V186H63ZM80 185V184H79ZM53 186V187H52ZM113 186V185H112ZM42 187V188H41ZM61 187V186H60ZM59 187V188H60ZM65 187H67V188H65ZM74 187V186H73ZM92 187V186H91ZM17 188L18 187H16V191H17ZM31 188H32V186H31ZM63 188H64V190L66 191H62L63 190ZM46 189H48V187L46 188ZM71 189V188H70ZM74 189V188H73ZM80 189H82V188H80ZM93 189V187L91 188V190ZM56 190V189H55ZM54 190V191H55ZM90 190V189H89ZM90 190V191H91ZM111 190V189H110ZM201 190V191H200ZM203 190H204V188H203ZM13 191V190H12ZM25 190H23V192H24ZM38 191V192H39ZM54 191L53 192H51V190H50V192L51 193H54ZM62 191V192H61ZM106 191V190H105ZM105 191L103 192V193H105ZM205 191V190H204ZM236 191V189L233 187L232 189H229V190H227V192H226V195H230V194H232V193H234ZM23 192L22 193H20V194H18L19 193V191L18 192H16L15 194H17V196H22V195H24L23 194ZM50 192H47V197L49 198V196L50 195H52L53 196V194H50ZM69 192V191H68ZM72 192V191H71ZM70 192V193H71ZM195 192H196V194L197 195H194L193 196V193L195 194ZM203 192V193H202ZM208 192V191H207ZM35 193V192H34ZM33 193V194H34ZM107 193V192H106ZM113 193V192H112ZM112 193H111V195H110V193H109V195L111 196V198H113L112 197ZM117 193V194H118ZM32 194V195H33ZM49 194V195H48ZM60 194V196H62ZM26 195H27V193H26ZM41 195H43V196H41ZM107 195V194H106ZM12 196V195H11ZM30 196V195H29ZM29 196H28V200L30 201V203L32 204V202H33V204L34 205H36V202H34V195L32 196L33 198V200L31 199V198H29ZM51 196V197H52ZM38 197V198H39ZM47 197H45L46 199H48ZM50 197V198H51ZM109 197V196H108ZM108 197H107V199H108ZM117 197V196H116ZM40 198V199H41ZM45 198H44V201H45ZM71 198V197H70ZM86 198V197H85ZM89 198V197H88ZM110 198V197H109ZM111 198H110V200H111ZM9 199V198H8ZM14 199V198H13ZM24 199H27V197L26 198H24ZM22 200V199H19L20 200V202L22 203H20L19 205H20V208L22 207H24V206H27L26 204H28V201L27 202H25V200ZM39 199V200H40ZM113 199H116L115 197L113 198ZM112 199V200H113ZM118 199L116 200V201H118ZM22 200V201H21ZM31 200H32V202H31ZM94 200V199H93ZM103 200H104V198H103ZM12 201H14V200H12ZM44 201H41L40 200V203H39V201H38V203H39V206H40V204H42ZM115 201V200H114ZM25 202V203H24ZM42 202V203H41ZM48 202V201H47ZM46 202V203H47ZM65 202V201H64ZM64 202H60L61 203V209L59 210L60 211V213H59V216L60 217H63V219H64V217H65V213H69V212H72V211H74V210H70V208H72L71 206L72 205H69V207H67V208H69V210L67 209V211H66V208L64 207V205H65V203ZM95 202V201H94ZM198 202H200V200L198 201ZM9 203H10V200H9ZM14 203V202H13ZM17 203V202H16ZM23 203H24V205H23ZM56 203V202H55ZM59 203V202H58ZM59 203V204H60ZM104 203V202H103ZM114 203H116V202H114ZM48 204V203H47ZM57 204V203H56ZM67 204V203H66ZM95 204V203H94ZM23 205V206H22ZM44 205H46L45 203H44ZM68 205H66V206H68ZM113 205V203L111 204V207H113L112 206ZM117 205V204H116ZM31 205H29L28 207H30ZM53 207V206H52ZM188 207V208H189ZM21 208V209H22ZM54 208V207H53ZM58 208V207H57ZM118 208V205H117V207H116V209ZM188 208H186L187 209V212H188V210L190 209L191 210V207L188 209ZM40 210H41V208H39ZM112 208H110V210H111ZM114 210H115V206H114V208H113ZM112 209V210H113ZM186 209H185V211H186ZM202 210H204V209H206L207 210V208L206 207H202L201 208ZM200 209V210H201ZM12 210H14V208L13 209H10V212H12ZM24 210H25V208H24ZM26 210H27V207H26ZM26 210L25 211H23V213H27L26 212ZM51 210V209H50ZM112 210H111V212H109V213H112ZM113 210V211H114ZM173 210V211H172ZM28 211H30L29 210V208H28ZM32 211H33V209H32ZM32 211H30L29 213L31 214H33V212L34 211H36L35 210V208H34V211L32 212ZM39 211V210H38ZM49 211V210H48ZM40 212H43L44 213V209L42 210V211H40ZM74 212H76V210L74 211ZM100 212V213H99ZM101 212H102V214H101ZM107 212V211H106ZM120 211L118 210V213H119ZM13 213V212H12ZM36 213L37 212H35V215H36ZM78 212H76V214H77ZM114 213V212H113ZM117 213V212H116ZM116 213H114V215H116ZM117 213V214H118ZM54 213H52V215H53ZM74 214V213H73ZM95 214V215H96ZM120 214V213H119ZM175 214H176V212H175ZM187 214V213H186ZM39 215H40V213H39ZM47 215V214H46ZM179 215V216H180ZM73 216V218L76 220V216H74V215H72ZM111 216H112V214H111ZM117 216V215H116ZM119 216H121V215H119ZM190 216V215H189ZM38 217V216H37ZM44 217H45V215H44ZM69 218V216H66L65 218L66 219H68ZM13 219H14V221L13 222H17L16 224H14L16 227L19 225V223L21 224V222L19 221V220H17V221H15V216L14 217H12ZM39 218V217H38ZM38 218H36V219H38ZM52 218H54V217H52ZM52 218H51V222H52ZM72 218V219H73ZM177 218V217H176ZM179 218V217H178ZM34 219V218H33ZM56 219V218H55ZM60 219V218H59ZM58 219V220H59ZM70 220V224H71V217L69 218ZM123 219H124V217H123ZM122 219V220H123ZM180 219V218H179ZM190 219V218H189ZM28 220H30V219H28ZM32 220V219H31ZM30 220V222L29 223H31V224H33V221H31ZM48 220V219H47ZM57 220V221H58ZM19 221V222H18ZM23 222H24V224L25 225H27V224H29V223H27L26 224V221L25 220H22ZM56 221V223H59L58 225H60V224H62V221L61 222H57ZM74 221V220H73ZM44 222V223H43ZM67 222V223H68ZM35 223V222H34ZM39 223V222H38ZM46 224V220L44 221H42L41 222V224ZM47 223H48V221H47ZM18 224V225H17ZM35 224H37V223H35ZM52 227H53V225H52V223H49ZM85 224V223H84ZM87 224H85V225H87ZM94 224V223H93ZM38 226V228H39V226H40V224H37ZM47 225V224H46ZM46 225H43V227L44 226H46ZM72 225V224H71ZM105 225V226H104ZM1 226H3V224L1 225ZM10 226L11 225H9L8 227H7V224L5 225V227H7V229H5V227H2L4 230H8V228H10ZM67 226V225H66ZM94 226V227H93ZM121 226H123V225H121ZM125 226V225H124ZM179 226V225H178ZM11 227H13V226H11ZM21 227H22V224H21ZM34 228V226L32 225L30 228ZM41 228L42 229V231H44V232H41V233H46L45 234V237L49 234L48 232V229L49 228H46L47 230H45L44 228ZM49 227V226H48ZM56 227V232L55 233H57L58 231H57V226H55ZM59 228L61 227V228H63L64 226H58ZM1 228V227H0ZM67 228H68V226H67ZM69 228H70V226H69ZM18 229V228H17ZM23 229H24V227H23ZM29 229V228H28ZM27 228L25 229V230H28ZM35 229H36V226H35ZM53 229H54V227L52 228V231H53ZM109 229V230H108ZM2 229H0V231H1ZM3 230V231H4ZM64 230H66V229H61L60 231H61V233L63 232ZM72 230H73V232H72ZM75 230V231H74ZM79 230V231H78ZM29 231H31V229H29L28 230V232ZM33 231V230H32ZM46 231V232H45ZM48 231V232H47ZM55 231V230H54ZM53 231V232H54ZM78 232V234L80 233V235H78L77 234V232ZM108 231H110V232H108ZM177 231H178V233H177ZM34 233L36 232V230L35 231H33ZM74 232H76V234L75 235H73L74 234ZM1 233H2V231H1ZM16 233V232H15ZM34 233H33V236H34ZM48 233V234H47ZM66 233V231L65 232H63L62 233V236L64 235ZM10 234L11 233H7V235H9V239H8V236L5 234V233H3V235H1V239H3L1 242H3V241H5V240H7V241H5V242H7V244H8V242L9 241H13L12 240V235L10 236ZM18 234V233H17ZM37 234H38V232H37ZM36 234V235H37ZM57 234H59V233H57ZM21 235H23V234H21ZM53 235V234H52ZM66 235H64L65 237H68V236H66ZM182 235V234H181ZM181 235H179V236H181ZM13 236H15L14 235V233H13ZM40 236V235H39ZM49 236V235H48ZM47 236V237H48ZM5 237V238H4ZM23 237V236H22ZM25 237V236H24ZM24 237H23V239H24ZM51 237V236H50ZM49 237V238H50ZM7 238V239H6ZM15 239L14 240H16L17 238L16 237H14ZM32 238V237H31ZM60 238V237H59ZM176 238H178V237H176ZM5 239V240H4ZM11 239V240H10ZM37 239V238H36ZM38 239H39V241L41 240L40 239V237H38ZM42 239H44V237L42 238ZM54 239H56L55 237H54ZM58 239V238H57ZM56 239V240H57ZM63 239V238H62ZM61 238H60V241H62V242H64V240H62ZM67 239H69V237L67 238ZM17 242H18V244L20 245L21 243H20V241H18V239L16 240ZM31 241V240H30ZM33 241V240H32ZM50 241V240H49ZM67 241V240H66ZM136 241H138V242H136ZM5 242L3 243V244H0V249L2 248V247H4L5 245ZM46 242H47V240H46ZM62 242H59V243H61L60 245H62L63 243ZM50 243L51 244H53L51 241H50ZM49 242L48 243H46V244H50ZM6 244V245H7ZM26 244V243H25ZM25 244H22V245H25ZM31 244H33V243H30V245ZM44 244H45V241H44ZM45 244V245H46ZM66 244H67V242H66ZM119 244H117V245H119ZM2 245H4V246H2ZM21 245V246H22ZM35 245V244H34ZM33 245V246H34ZM40 245V244H39ZM43 245V244H42ZM59 245V246H60ZM180 245H182V244H180ZM2 246V247H1ZM9 246V245H8ZM8 246H6V247H4L5 249H4V251H5V253L6 254H8L9 252L8 251H10V253H9V255H10V257H18L17 255H19V254H22L21 253V250L19 251V249L20 248H18V253L19 254H17L16 253V251H15V249L16 248H13L14 249V252H13V249L11 250H9L8 249ZM12 246H13V244H12ZM32 246V247H33ZM41 246V245H40ZM39 246V247H40ZM55 245L53 244V247H54ZM79 246V245H78ZM116 246V245H115ZM120 246V247H121ZM9 247H11V244H10V246ZM13 247H15V246H13ZM19 247V246H18ZM23 247V246H22ZM37 246L35 245L34 246V252L36 251V250H38L37 248H36ZM42 247V246H41ZM47 247V246H46ZM51 247H52V245L50 246V249H51ZM52 247V248H53ZM56 247V246H55ZM54 247V248H55ZM61 247V246H60ZM118 247V246H117ZM131 247V246H130ZM25 248V247H24ZM42 248H44V247H42ZM114 248V247H113ZM122 248V247H121ZM23 249V248H22ZM48 249H49V247H48ZM6 250H8L7 252H6ZM23 250H25V249H23ZM43 250V249H42ZM52 250V249H51ZM51 250L49 251V252H51ZM57 249H55V251H54V249H53V254H55L56 253V255H60V253H61V251H60V253L58 252V250L56 251ZM117 250V249H116ZM174 250V249H173ZM178 250V249H177ZM1 252H0V254L2 253V250H0ZM45 251V250H44ZM44 251H43V253H44ZM63 251V252H64ZM11 252L13 253V254H15V256L13 255H11ZM27 252H28V250H27ZM34 252H33V250H32V253L34 254ZM38 252V251H37ZM63 252H62V254L60 255V256H58L59 258H57V260L59 259L60 260V258L61 259H63L64 261H66V259H67V261L69 260V258H68V256H70V254L68 255L67 254V257H64L63 256V258H62V255H63ZM66 252V253H67ZM121 252H123V251H121ZM36 253V252H35ZM42 253V252H41ZM73 253V254H72ZM138 253H139V251H138ZM5 254V255H6ZM52 253H50V255H51ZM28 256L26 253H24V255H23V259H29V256H28V258H26V256ZM35 255V254H34ZM34 255H32V257L34 256ZM48 255V254H47ZM56 255H53L54 257L56 256ZM115 255H117V254H115ZM1 256V255H0ZM2 256L3 257H5L3 254H2ZM38 256H39V254H38ZM44 257H45V255H43ZM118 256V255H117ZM131 256V255H130ZM32 257H30V258H32ZM41 257V256H40ZM50 257H52V256H50ZM167 257V258H166ZM20 258H21V255H20ZM34 258V257H33ZM32 258V259H33ZM35 258H36V256H35ZM65 258V259H64ZM43 259V257H41V259L40 260H42ZM50 259V258H49ZM48 259V260H49ZM137 259V258H136ZM1 260H4V258L3 259H1ZM36 260H37V258H36ZM47 261V263H48V260H47V257L44 259V261ZM51 260V262H52V264H53V262L56 260H54V261H52L53 259L51 258L50 259ZM59 260H58V264H59ZM72 259H71V261H73ZM131 260V259H130ZM4 261H6V259L4 260ZM3 261V263H5ZM30 261V260H29ZM33 261H35L34 259H33ZM45 261V262H46ZM63 261V262H64ZM32 262V261H31ZM40 262V261H39ZM42 262V261H41ZM56 262V261H55ZM54 262V263H55ZM60 262H61V260H60ZM128 262H131L132 263V261H128ZM38 263V262H37ZM67 262H65L64 264H66ZM1 264H2V261H1ZM29 264V263H28ZM34 264V263H33ZM35 264H36V261H35ZM41 264H43V263H41ZM57 264V263H56ZM61 264V263H60ZM126 264H129V263H126ZM133 264V263H132Z\"/></svg>",
  "mask_w": 264,
  "mask_h": 264
}]
</instances>
